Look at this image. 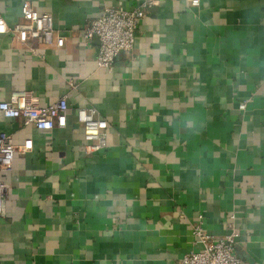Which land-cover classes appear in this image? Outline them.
<instances>
[{
    "label": "crops",
    "instance_id": "1",
    "mask_svg": "<svg viewBox=\"0 0 264 264\" xmlns=\"http://www.w3.org/2000/svg\"><path fill=\"white\" fill-rule=\"evenodd\" d=\"M23 1L50 13L63 43L0 34V101L65 95L68 110L49 131L0 117L13 144L30 141L0 173V264H177L198 247V215L213 237L233 225L239 264H264V0H160L109 69L82 28L141 0H0L8 25ZM78 107L107 123L95 152Z\"/></svg>",
    "mask_w": 264,
    "mask_h": 264
},
{
    "label": "built area",
    "instance_id": "2",
    "mask_svg": "<svg viewBox=\"0 0 264 264\" xmlns=\"http://www.w3.org/2000/svg\"><path fill=\"white\" fill-rule=\"evenodd\" d=\"M160 0H141L135 7L124 9L117 6H104L97 17L91 19L82 28V44L88 43L92 37L97 39L95 63L99 68L109 69L113 59L119 53H129L133 48L134 31L138 21L144 17L146 10L157 5ZM190 7H196L199 0H187ZM0 34H9L20 44H31L38 41L42 44L61 46L63 38L55 33L49 12H37L27 1L20 5V20L8 25L0 15ZM29 50L32 48L28 46ZM244 103H239L241 110ZM68 110L66 96L39 106L34 95L23 90L13 91L7 100L0 101V117L20 119L23 124L30 125L40 131H49L65 125ZM76 122L81 127L84 152H95L102 148L105 140L106 121L93 107L75 109ZM30 148V141L15 145L10 135L0 131V173L12 170L13 156L17 150ZM6 183L0 179V215L2 214L3 197ZM200 216L191 226L190 249L184 253L177 264H239L240 259L234 252L233 225L221 237L207 234L200 226Z\"/></svg>",
    "mask_w": 264,
    "mask_h": 264
}]
</instances>
